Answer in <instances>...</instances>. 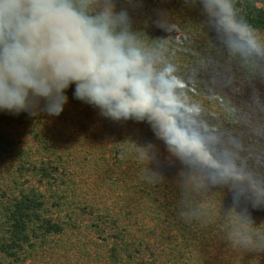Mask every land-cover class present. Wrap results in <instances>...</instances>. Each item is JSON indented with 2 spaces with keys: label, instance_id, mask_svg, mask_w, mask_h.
Returning <instances> with one entry per match:
<instances>
[{
  "label": "trees",
  "instance_id": "1",
  "mask_svg": "<svg viewBox=\"0 0 264 264\" xmlns=\"http://www.w3.org/2000/svg\"><path fill=\"white\" fill-rule=\"evenodd\" d=\"M119 3L186 115L113 121L74 86L59 116L0 112V264H264V0H220L227 37L204 0ZM177 119L244 180L170 149Z\"/></svg>",
  "mask_w": 264,
  "mask_h": 264
},
{
  "label": "clouds",
  "instance_id": "2",
  "mask_svg": "<svg viewBox=\"0 0 264 264\" xmlns=\"http://www.w3.org/2000/svg\"><path fill=\"white\" fill-rule=\"evenodd\" d=\"M204 6L221 13L211 27L227 37L234 23L230 6L220 0H204ZM134 11L119 0H0V112L59 116L74 86L75 99L113 121H144L169 108L186 115L181 104L172 103L179 87L176 65L164 68L155 61L132 30ZM159 123L176 154L244 180L217 158L195 125L182 127L179 119Z\"/></svg>",
  "mask_w": 264,
  "mask_h": 264
}]
</instances>
